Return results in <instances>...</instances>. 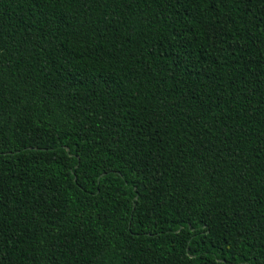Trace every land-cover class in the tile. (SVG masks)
I'll list each match as a JSON object with an SVG mask.
<instances>
[{
    "label": "trees",
    "instance_id": "obj_1",
    "mask_svg": "<svg viewBox=\"0 0 264 264\" xmlns=\"http://www.w3.org/2000/svg\"><path fill=\"white\" fill-rule=\"evenodd\" d=\"M0 264H264V0H0Z\"/></svg>",
    "mask_w": 264,
    "mask_h": 264
}]
</instances>
